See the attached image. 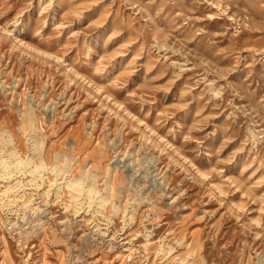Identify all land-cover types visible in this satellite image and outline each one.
<instances>
[{
  "label": "rangeland",
  "instance_id": "1",
  "mask_svg": "<svg viewBox=\"0 0 264 264\" xmlns=\"http://www.w3.org/2000/svg\"><path fill=\"white\" fill-rule=\"evenodd\" d=\"M1 160L0 264H264V0H0Z\"/></svg>",
  "mask_w": 264,
  "mask_h": 264
},
{
  "label": "bare ground",
  "instance_id": "2",
  "mask_svg": "<svg viewBox=\"0 0 264 264\" xmlns=\"http://www.w3.org/2000/svg\"><path fill=\"white\" fill-rule=\"evenodd\" d=\"M39 150V149H38ZM40 154V153H39ZM0 164L2 165L3 167V172L0 174V177L3 179V178H10L11 176H13L15 174L14 171H11L10 169V166H8V164L4 161V160H1L0 161ZM24 164V166H27L29 168H32L31 170H29V173L32 174V175H35V174H39V177L42 178L43 174H41V172H44V171H49V172H54L53 174H58L59 171L61 170L60 168H57L55 166H52V167H47L44 163H43V158L40 157V164L37 165V164H33L32 160L31 159H26V160H16L15 159V162L13 163V166L15 169H18V167L20 165ZM60 169V170H59ZM28 171V170H27ZM67 172V171H66ZM61 173V171H60ZM59 173V175H60ZM64 174V173H62ZM16 183V182H15ZM65 185L73 192H76V193H80L81 191H84L85 193L87 194H91L93 192V189L92 188H88V189H84V187L82 186V182L81 180H77V179H72V180H69V181H65L64 182ZM17 184V183H16ZM51 184V183H50ZM53 184V182H52ZM18 185V184H17ZM60 186L62 185H58L57 187V191L60 190ZM9 188V187H8ZM6 188L3 193L5 192H8L9 189ZM90 196V195H89ZM102 201V199H101Z\"/></svg>",
  "mask_w": 264,
  "mask_h": 264
}]
</instances>
